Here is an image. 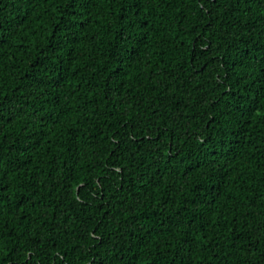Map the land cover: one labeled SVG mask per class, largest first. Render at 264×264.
I'll use <instances>...</instances> for the list:
<instances>
[{
  "label": "trees",
  "instance_id": "trees-1",
  "mask_svg": "<svg viewBox=\"0 0 264 264\" xmlns=\"http://www.w3.org/2000/svg\"><path fill=\"white\" fill-rule=\"evenodd\" d=\"M0 264H264V0H0Z\"/></svg>",
  "mask_w": 264,
  "mask_h": 264
}]
</instances>
